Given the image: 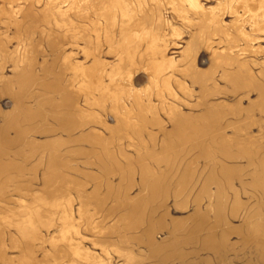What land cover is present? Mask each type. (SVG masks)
I'll use <instances>...</instances> for the list:
<instances>
[{
	"label": "bare ground",
	"instance_id": "6f19581e",
	"mask_svg": "<svg viewBox=\"0 0 264 264\" xmlns=\"http://www.w3.org/2000/svg\"><path fill=\"white\" fill-rule=\"evenodd\" d=\"M263 43L264 0H0V175L55 137L0 264H264Z\"/></svg>",
	"mask_w": 264,
	"mask_h": 264
},
{
	"label": "rangeland",
	"instance_id": "374dc122",
	"mask_svg": "<svg viewBox=\"0 0 264 264\" xmlns=\"http://www.w3.org/2000/svg\"><path fill=\"white\" fill-rule=\"evenodd\" d=\"M186 40V37H183V41ZM264 47V43L262 44ZM39 72V69H38ZM7 75H11L10 73H7ZM34 91L37 92L38 88L35 87ZM252 99H255V96H252ZM30 106H35L34 102L29 103ZM3 105V107H1ZM0 109L3 113H9L12 110V101L8 96H4L0 99ZM264 120V118H262ZM2 119L0 118V126L2 125ZM254 134H257L258 132L256 130H253ZM14 133L11 131L10 137L13 138ZM30 140L37 144V150L35 153V156L31 158V160L23 161L22 157L18 154V146L14 147H5L4 149V156L2 159V163L6 166L3 173L0 175V185L1 189L4 190V193L12 199L19 198V193L17 191H21L23 193H32L34 191H38L42 188V184H46L45 182V176L47 171V154L43 149L44 144L48 143L51 140H54V136H49L47 134H37V135H30ZM264 143V140H263ZM5 145H2L1 147L4 148ZM25 152H28V149H25ZM46 164V165H45ZM238 166L241 167L242 171L239 174V177H241V181L245 184H248L247 187L243 188L242 185L239 183L238 185L234 184V188L237 189L239 198L241 200H247V198H251V194L253 191H255V187H253L255 183H251L250 173L249 171L244 168L245 162L238 163ZM255 169V168H254ZM85 171V170H84ZM73 176L70 174L67 175V178L71 179ZM51 184H60L57 183H51ZM62 184V183H61ZM63 184H71V183H63ZM264 184V182L260 183ZM125 186V185H124ZM240 187L245 195H242V191H240ZM87 191H91L92 186L88 185L86 186ZM254 189V190H253ZM260 188H257L258 190ZM139 187L138 185L132 190L131 196H134L138 193ZM252 190V192H251ZM251 194H250V192ZM74 190H69L71 200L74 201V205L76 208H78L76 198L74 195ZM241 192V193H240ZM246 192V193H245ZM249 192V196L248 193ZM256 192V191H255ZM185 194V193H184ZM248 196V197H247ZM244 200V201H245ZM169 203L171 204V200H169ZM126 209L124 208V211ZM172 217H182L185 216L183 213L179 212H173L171 213ZM126 225L127 222H124ZM236 239H234L235 241Z\"/></svg>",
	"mask_w": 264,
	"mask_h": 264
}]
</instances>
